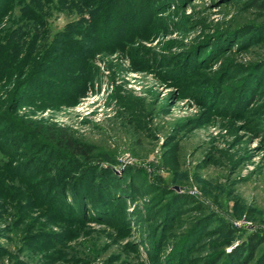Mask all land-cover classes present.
<instances>
[{"label": "rangeland", "instance_id": "1", "mask_svg": "<svg viewBox=\"0 0 264 264\" xmlns=\"http://www.w3.org/2000/svg\"><path fill=\"white\" fill-rule=\"evenodd\" d=\"M59 129L86 154L55 144ZM252 232L264 237L251 0H0V264H232ZM263 248L243 264H264Z\"/></svg>", "mask_w": 264, "mask_h": 264}, {"label": "trees", "instance_id": "2", "mask_svg": "<svg viewBox=\"0 0 264 264\" xmlns=\"http://www.w3.org/2000/svg\"><path fill=\"white\" fill-rule=\"evenodd\" d=\"M252 5L260 12L264 13V0H251ZM63 36V45L60 51L65 50V48L69 47L72 51L73 55H78L80 52V48L74 47V45H71L73 42V39L70 38L69 33H62ZM61 43V44H62ZM70 44V45H69ZM94 45L92 46V48ZM67 59V58H66ZM65 59V61H66ZM67 62H70L67 61ZM52 140L55 144H58L61 149L67 150L71 152L72 154L84 156L86 154V150L84 145L81 143H78L77 141H74L64 130L59 129L57 133L52 135ZM260 245L264 246V237L256 235L254 232L252 233H246L244 236H242L239 240L238 245L230 251V253L227 254V257L232 261V264H243L244 260L242 259L243 256L248 254L252 255L256 252L257 248L260 247ZM251 256V257H252ZM264 261V248H263V254L261 255Z\"/></svg>", "mask_w": 264, "mask_h": 264}]
</instances>
